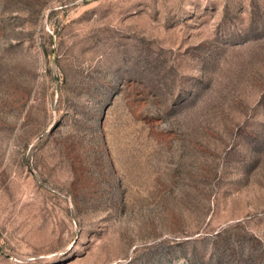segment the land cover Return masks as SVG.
<instances>
[{
  "label": "rangeland",
  "instance_id": "1",
  "mask_svg": "<svg viewBox=\"0 0 264 264\" xmlns=\"http://www.w3.org/2000/svg\"><path fill=\"white\" fill-rule=\"evenodd\" d=\"M0 264H264V0H0Z\"/></svg>",
  "mask_w": 264,
  "mask_h": 264
}]
</instances>
